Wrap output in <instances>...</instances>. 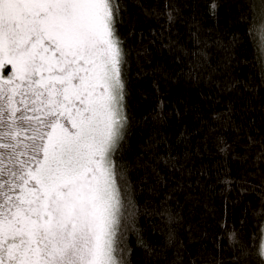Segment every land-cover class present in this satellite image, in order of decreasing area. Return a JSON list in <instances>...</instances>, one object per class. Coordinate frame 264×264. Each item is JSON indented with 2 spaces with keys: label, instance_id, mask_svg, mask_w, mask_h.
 Returning a JSON list of instances; mask_svg holds the SVG:
<instances>
[{
  "label": "trees",
  "instance_id": "16d2710c",
  "mask_svg": "<svg viewBox=\"0 0 264 264\" xmlns=\"http://www.w3.org/2000/svg\"><path fill=\"white\" fill-rule=\"evenodd\" d=\"M257 3L121 0L127 131L113 158L134 206L129 264L260 260L264 74L248 31Z\"/></svg>",
  "mask_w": 264,
  "mask_h": 264
},
{
  "label": "snow or ice",
  "instance_id": "6c2138e0",
  "mask_svg": "<svg viewBox=\"0 0 264 264\" xmlns=\"http://www.w3.org/2000/svg\"><path fill=\"white\" fill-rule=\"evenodd\" d=\"M121 11L0 0V264H129L134 206L113 158L127 131ZM248 31L264 74V0ZM254 215L264 264V203Z\"/></svg>",
  "mask_w": 264,
  "mask_h": 264
},
{
  "label": "bare ground",
  "instance_id": "6f19581e",
  "mask_svg": "<svg viewBox=\"0 0 264 264\" xmlns=\"http://www.w3.org/2000/svg\"><path fill=\"white\" fill-rule=\"evenodd\" d=\"M258 11V3L255 4V13Z\"/></svg>",
  "mask_w": 264,
  "mask_h": 264
}]
</instances>
